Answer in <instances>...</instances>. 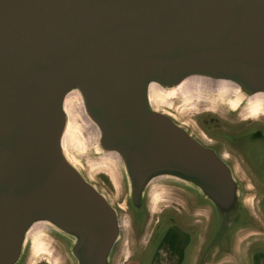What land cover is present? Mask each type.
<instances>
[{
    "label": "water",
    "instance_id": "95a60500",
    "mask_svg": "<svg viewBox=\"0 0 264 264\" xmlns=\"http://www.w3.org/2000/svg\"><path fill=\"white\" fill-rule=\"evenodd\" d=\"M187 80L229 92L178 91ZM72 91L94 125L84 146L117 162L122 200L63 150ZM196 92L218 94L216 115L264 112V0H0V264H33L39 235L54 264H114L125 226L145 246L159 193L191 216L209 209L191 264L234 249L254 225L247 180L197 125L159 107Z\"/></svg>",
    "mask_w": 264,
    "mask_h": 264
},
{
    "label": "rangeland",
    "instance_id": "374dc122",
    "mask_svg": "<svg viewBox=\"0 0 264 264\" xmlns=\"http://www.w3.org/2000/svg\"><path fill=\"white\" fill-rule=\"evenodd\" d=\"M217 96L218 94L215 93L201 92L200 94L199 92L183 94L159 104V107L169 111L188 125H193L194 127L198 124L208 135L221 136L227 140L228 138L222 134H234L235 131L229 130V132H226L227 130L222 126V123H210V119L208 118L209 116H217L214 111L222 108V104L219 102L220 99H218ZM203 118L207 120V123L209 122V127H206L202 122ZM85 135L90 138L89 134ZM93 145L91 143L86 144L83 151L78 153V159L82 170L88 178L105 191L111 199L122 200L125 197V192L123 191L120 181L121 177L117 162L110 157L104 156L102 152L96 151ZM239 147L247 162L264 177V140L251 141L247 139L241 141ZM241 184L243 202L254 217V225L246 227L238 232L234 249L228 250L227 254L220 255L219 257H217L216 252H212L209 255L204 254L208 260L214 258L211 264H264V196L261 195V188L258 187L257 190L255 189L256 186L254 188V183L247 181ZM157 195L158 196L154 195L153 197L155 198L153 199L154 212L151 214L148 229L145 230L146 233L143 235L144 241L142 242H144L145 246L141 248V244L136 247L134 233L130 231L129 226H125L124 237L114 258V264H139L138 262H133L135 257L140 258L143 255V260L144 258L145 260H149L152 258V255L157 254L159 249H165L167 251V249H169L168 246L172 247L173 245L174 250H176L175 246H177V250L182 251L185 249L186 252L188 251L186 258L188 260L184 259L183 262H179L178 264H191L192 260L198 257V249L204 239L205 225L208 222L205 213L208 212L209 209L206 207H195V214L191 216L185 213L180 204L163 200L161 193ZM155 200H157V202ZM163 209L176 210L179 215L178 217L184 219V222L181 218L179 219L182 222V226H178L176 223L170 225V223H167L168 221H165L162 222L160 226L156 227V220L161 222L160 215ZM201 213H203V215ZM255 222L257 224H255ZM169 226L170 228L166 230V227ZM40 237L43 239L44 243L40 244L38 247L45 249L46 253H37L39 248L34 242L35 246H32L31 254L32 259L33 257L34 259L46 258V256L48 257L49 253L52 252L51 247L48 246L49 238L44 235L38 236V238ZM162 239H167V241L162 243ZM208 239L214 240L212 228L208 230ZM141 240L139 242H141ZM148 241L149 243L147 244ZM161 255L164 258L165 255ZM50 263L52 264L53 262L50 261ZM144 264L146 263L144 262Z\"/></svg>",
    "mask_w": 264,
    "mask_h": 264
},
{
    "label": "flooded vegetation",
    "instance_id": "af4514ba",
    "mask_svg": "<svg viewBox=\"0 0 264 264\" xmlns=\"http://www.w3.org/2000/svg\"><path fill=\"white\" fill-rule=\"evenodd\" d=\"M211 115V114H209ZM219 116V117H217ZM217 116H209L208 118L210 119V123H216L218 122L222 123L224 128L227 130L226 132H229V130L235 131L234 134H225L223 133L222 135L226 136L229 140L221 136H216V135H208L198 124L197 128L201 133L205 136L206 139L218 144L221 149L229 156L231 159H233L239 170L243 174V179L254 183V188L256 186L257 188H261V195L264 196V177L261 176L257 170L245 159V156L243 155L239 143L241 141H245L247 139L251 141H262L264 140V112H259L255 116H244L241 118H231L228 116H220L217 114ZM202 122L206 125V127H209V122L207 123V120L205 118L202 119ZM207 123V124H206ZM178 213L176 210L173 209H163L161 210V215L159 220H156V227L160 226L162 222L168 221L167 223H170V225H173L176 223L178 226H182L181 220L184 222V219L182 217H178ZM179 222V223H178ZM172 223V224H171ZM168 225V224H167ZM170 228L166 227V230ZM157 234V230H156ZM167 239H162V243L166 242ZM185 242V241H184ZM149 241L147 242V244ZM186 243V242H185ZM174 246V245H173ZM173 246L169 247L167 251L164 249H159L157 251V254L152 255V260H143V255L140 258L135 257L134 260H138L139 264H178L179 262H183L184 259L187 258L188 251L186 252L185 249L176 250L173 249ZM177 251V252H176ZM186 252V253H185ZM161 254H164V258ZM156 255V256H155ZM155 258L153 259V257ZM188 260V259H186ZM178 261V262H177ZM33 264H51L50 261L42 257L41 259L36 260Z\"/></svg>",
    "mask_w": 264,
    "mask_h": 264
},
{
    "label": "bare ground",
    "instance_id": "6f19581e",
    "mask_svg": "<svg viewBox=\"0 0 264 264\" xmlns=\"http://www.w3.org/2000/svg\"><path fill=\"white\" fill-rule=\"evenodd\" d=\"M195 82H198V81L197 80H187L183 82L178 87L177 90L185 92L188 89H201L205 85L206 87H217L225 91V93L229 92L228 91L229 88L227 86L228 84L225 82H216L214 84L205 83L202 85H196ZM156 89H157V86L155 85H151L149 89V98L152 103L158 102L159 100L162 99L161 95ZM64 110L66 113L67 120H66L65 130L62 136V147L68 159L72 162H76L75 152H80L83 149L84 142H85V139H84L85 134H89V137L91 138L94 125L87 119V117L83 113L81 100H80L79 94L76 91L69 92L66 95L65 100H64Z\"/></svg>",
    "mask_w": 264,
    "mask_h": 264
},
{
    "label": "crops",
    "instance_id": "0c3cea01",
    "mask_svg": "<svg viewBox=\"0 0 264 264\" xmlns=\"http://www.w3.org/2000/svg\"><path fill=\"white\" fill-rule=\"evenodd\" d=\"M133 262H138V263H139V261H138V260H134Z\"/></svg>",
    "mask_w": 264,
    "mask_h": 264
}]
</instances>
